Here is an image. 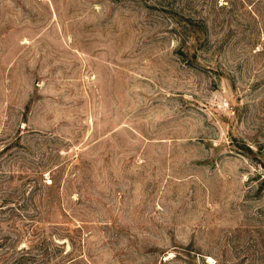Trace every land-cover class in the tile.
I'll use <instances>...</instances> for the list:
<instances>
[{"label":"rangeland","instance_id":"374dc122","mask_svg":"<svg viewBox=\"0 0 264 264\" xmlns=\"http://www.w3.org/2000/svg\"><path fill=\"white\" fill-rule=\"evenodd\" d=\"M0 264H264V0H0Z\"/></svg>","mask_w":264,"mask_h":264}]
</instances>
